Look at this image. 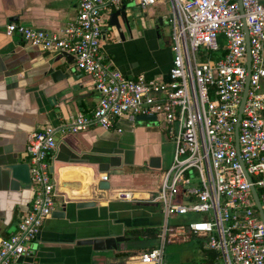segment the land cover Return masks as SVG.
<instances>
[{"label":"built area","instance_id":"1","mask_svg":"<svg viewBox=\"0 0 264 264\" xmlns=\"http://www.w3.org/2000/svg\"><path fill=\"white\" fill-rule=\"evenodd\" d=\"M125 1L77 0L76 14L57 34L13 22L6 27L26 45L71 56V67L92 80L98 102L90 114L77 112L66 125L30 135L26 158L33 197L16 231L0 238V264L31 257L52 214L55 180L49 161L56 133L108 130L117 119L134 124L139 116H154L162 124L173 157L166 170H158L154 195L115 194L119 202L160 206L158 244L134 259L164 264L167 242L201 238L203 249L214 255L211 264H264V0H128L143 12L157 4L170 7L172 64L165 78L150 79L123 75L103 50L110 29L103 13ZM244 26L249 77L238 121L248 62ZM100 180L108 181L107 175ZM194 215L199 219L189 221ZM175 217H187V223L169 226Z\"/></svg>","mask_w":264,"mask_h":264},{"label":"crops","instance_id":"2","mask_svg":"<svg viewBox=\"0 0 264 264\" xmlns=\"http://www.w3.org/2000/svg\"><path fill=\"white\" fill-rule=\"evenodd\" d=\"M134 5L126 0L123 6ZM157 4L154 7L165 6ZM138 7V6H136ZM77 11V0H0V238L17 229L20 217L32 201L33 192L25 188L11 190L4 181V167L17 161L26 163L30 135L46 126L59 128L77 112L90 114L98 95L90 77L70 72L72 60L60 59L59 68L68 79L54 81L49 74L57 56L38 47L26 45L18 35L9 34L10 23L22 24L50 34L63 30ZM141 11V10H140ZM126 9L127 24L121 26V39L114 30L105 32L103 50L109 63L127 77L165 78L173 60L170 31L157 27L162 16L152 9L139 18ZM113 12L105 11L104 18ZM169 10L166 14L168 17ZM67 60L70 64H67ZM13 85H16L13 87ZM154 122L132 124L117 119L104 130L91 127L76 134L56 133L57 148L50 159L55 180L52 213L35 241L31 257H21L13 264H139L134 257L142 249L132 247L135 238L154 240L160 214L148 203L133 204L115 200L120 190L151 192L149 185L134 189L137 179L160 172L147 164L160 157L165 133ZM120 129L121 132H117ZM160 166V168H161ZM108 177V190L99 188L101 175ZM80 201L93 207L77 208ZM136 206V207H135ZM52 215V214H51ZM158 222V223H157ZM155 230L154 236L147 231ZM109 235L125 237L117 250L94 251L80 246L81 241ZM157 239V238H156ZM152 247V246H149ZM91 250V251H90ZM142 253V252H141Z\"/></svg>","mask_w":264,"mask_h":264},{"label":"water","instance_id":"3","mask_svg":"<svg viewBox=\"0 0 264 264\" xmlns=\"http://www.w3.org/2000/svg\"><path fill=\"white\" fill-rule=\"evenodd\" d=\"M239 5H240V1H239ZM240 11L242 12V9L240 8ZM127 24V14H126V6H121L118 10L114 11L108 18V25L109 28L111 30L116 31L120 38L122 39V33H121V26ZM164 25V21L163 19H159L158 20V24L157 27H163ZM244 31L246 34V44H247V77H246V81H245V87H244V91L242 94V98H241V103L239 106V110H238V121L241 118V113L243 110V106L246 100V96H247V91H248V77H249V46H248V38H247V31H246V27L244 26ZM68 57V59H70V61L72 60L71 56H66V58ZM60 59H62L61 56H57L56 58H54L53 60V64H55V68H51L49 71L50 76L52 77V79L54 81H58V80H63V79H68L69 78V73L68 72H63L59 66L60 63ZM70 61L67 60V64H70ZM71 73L75 72V69L73 67H71L70 69ZM16 85H13V87H15ZM137 121L139 122H155V117L154 116H139L137 117ZM237 127L238 124L236 126V131H235V136L237 137ZM147 166L150 169L153 170H158L160 169L161 166V159L160 157H151L148 160V164ZM4 176H5V180L4 181H8L9 183V188L11 190H18L20 188H25V189H30L31 190V185H30V179H29V167L27 162L26 163H19L17 161H12L8 164L5 165L4 169ZM52 171V169H50V172ZM99 188L102 190H108L109 189V184L108 182H100L99 183ZM253 191V189H252ZM255 196V194H254ZM255 199L257 200V197L255 196ZM94 203L93 202H87V201H80L78 203H76V207L77 208H88V207H93ZM64 211L61 212H53L52 213V217H54L55 215H59L62 216ZM25 213H23L22 215H24ZM21 215V216H22ZM128 239L125 237H119V236H114V235H109L107 237H101L98 239H89V240H85V241H81V243L79 244L80 246H86V247H90L92 250L94 251H111V250H117L120 245L124 242H127ZM91 251V250H90Z\"/></svg>","mask_w":264,"mask_h":264},{"label":"rangeland","instance_id":"4","mask_svg":"<svg viewBox=\"0 0 264 264\" xmlns=\"http://www.w3.org/2000/svg\"><path fill=\"white\" fill-rule=\"evenodd\" d=\"M126 9H128L132 17H137L143 16L144 14L141 13L140 9L136 6L132 5H127ZM152 9V11L155 13L156 16H162L164 25H163V32L168 33L170 31V27L168 26L167 19H166V14L168 10L170 11V7L165 5L164 7H152L149 8ZM158 128H162L161 125L158 121L154 122ZM165 143L162 148L163 152V158H162V166L161 170H166L172 161L173 157V146L171 143L170 138L165 134ZM159 183V175L156 173L150 175V176H143L139 177L137 179V185L133 187L134 189H141L146 185H149V188L151 189V195H154L152 192L153 189H155L156 185ZM136 207V206H135ZM160 206L156 207L155 211L160 210ZM187 217H175L171 218L168 221L169 226H174V225H179V224H186ZM199 217L197 215L190 216L189 221L197 220ZM160 223V221H158ZM157 222V223H158ZM130 244L132 247L136 249H145L149 246H152L153 248L155 245L157 246L158 241L154 237V240L151 238L144 239V238H135L130 241ZM203 245H204V239L201 238H191L190 240L187 241H175V242H167L166 245L164 246L163 250V262L164 264H200L201 261L203 260ZM121 247V245H120ZM150 248V249H151Z\"/></svg>","mask_w":264,"mask_h":264},{"label":"trees","instance_id":"5","mask_svg":"<svg viewBox=\"0 0 264 264\" xmlns=\"http://www.w3.org/2000/svg\"><path fill=\"white\" fill-rule=\"evenodd\" d=\"M147 232H148L149 235H151V236H154V234H155V230H149V231H147ZM150 248H151V247H147V248H145L144 250L142 249L141 252H146V251H148ZM141 252H140V253H141ZM203 256H204V258H203V260L201 261L200 264H211V263H212L213 256H214L213 253L208 252V251H205V250L203 249Z\"/></svg>","mask_w":264,"mask_h":264}]
</instances>
